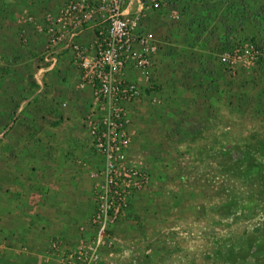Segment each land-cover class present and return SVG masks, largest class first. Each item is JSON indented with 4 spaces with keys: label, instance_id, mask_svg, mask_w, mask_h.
Masks as SVG:
<instances>
[{
    "label": "rangeland",
    "instance_id": "obj_1",
    "mask_svg": "<svg viewBox=\"0 0 264 264\" xmlns=\"http://www.w3.org/2000/svg\"><path fill=\"white\" fill-rule=\"evenodd\" d=\"M68 1L48 0V7L38 8L30 0H7V18L15 20L22 10L24 19L32 18L27 42L16 40L33 52L21 62L27 71L44 65L47 46L43 35L33 40V29L46 33ZM129 1L141 5L133 11L157 44L143 95L121 104L127 162L149 182L109 225L98 264H264V0ZM7 43L13 45L12 34ZM68 65L53 70L50 87L36 95L38 104L24 106L26 115L39 119L17 118L16 134L0 136V148L68 152L54 153L55 162L67 159L68 176L77 180L59 188L70 199L44 204L48 216L39 222L48 223L49 232L32 264H60L61 252L50 250L53 240L62 250H77L91 235L102 177L104 159L85 123L86 114L100 107L91 88L79 86L78 66ZM5 83L0 79V128L16 107L5 102L11 91Z\"/></svg>",
    "mask_w": 264,
    "mask_h": 264
},
{
    "label": "built area",
    "instance_id": "obj_2",
    "mask_svg": "<svg viewBox=\"0 0 264 264\" xmlns=\"http://www.w3.org/2000/svg\"><path fill=\"white\" fill-rule=\"evenodd\" d=\"M129 7V0H69L48 27L50 37L42 60L56 63L62 42L70 49L80 71L79 86H89L100 107V112L86 114L85 123L93 148L104 159L88 222L91 235L77 250H62L60 240H53L50 250L61 252L60 264H98L109 225L123 216L130 199L149 182L146 172L127 162L129 137L121 104L143 95V80L157 44L154 33L140 25L139 13ZM88 29L90 39L79 41ZM130 71H137L138 77L129 79Z\"/></svg>",
    "mask_w": 264,
    "mask_h": 264
},
{
    "label": "crops",
    "instance_id": "obj_3",
    "mask_svg": "<svg viewBox=\"0 0 264 264\" xmlns=\"http://www.w3.org/2000/svg\"><path fill=\"white\" fill-rule=\"evenodd\" d=\"M30 3L32 7L38 8L49 6L48 0H30ZM133 3L134 1H130L131 11L141 6L135 7ZM6 6L7 0H0V73L4 77L0 79L8 81L5 83V88L11 90L5 95L6 104H14L16 107L14 112L10 113L7 122L0 128V136L8 135L11 131L14 135L16 134L18 127H21L15 122L17 118L18 121L28 118L33 123L39 119L32 114L26 115L23 112L24 106L33 102L38 104L36 95L50 87L48 78L53 70L63 68L65 63L69 64V68L76 67L77 70L71 51L66 48L65 42L58 46L56 63L49 65L42 60L44 65L37 66L30 72L23 68L22 60L31 58L33 52L32 50L29 52L27 50L29 48L21 47L19 41L16 43V40L22 43L27 42L25 37H28L26 34L30 33L27 31L30 22L21 16L23 10L15 20L14 17L7 18ZM11 34L14 37L13 45L7 43ZM32 35L33 40L36 39V41L42 39L40 36L43 35L48 46L50 37L48 31L44 33L40 28H35ZM91 35V30L88 29L80 34L78 39L86 42ZM2 49L5 52L1 51ZM75 73L74 71V75ZM16 79L21 81L17 83ZM9 80L12 82L10 85ZM24 89L31 91L26 97L22 96ZM52 149L55 148H0V264H32L30 259L35 262L33 255H37L49 232L47 231L48 223L39 222L40 217L48 216L42 211L44 204L50 205V201L63 200L64 195L69 197L67 193H64L68 190L59 188L61 186L64 189L65 185L75 184L77 181L76 178L68 176L70 166H68L67 159H65L67 165L64 163L60 165L59 162L56 164L57 157L54 156L56 152L53 151L51 154ZM65 149L68 151L67 148ZM60 153L68 152L61 150L56 154ZM55 195L60 196L61 199H55ZM52 221L55 219L50 216V234L54 232Z\"/></svg>",
    "mask_w": 264,
    "mask_h": 264
}]
</instances>
